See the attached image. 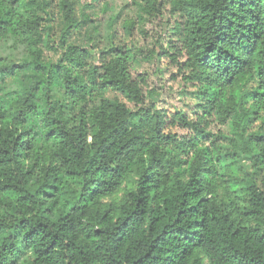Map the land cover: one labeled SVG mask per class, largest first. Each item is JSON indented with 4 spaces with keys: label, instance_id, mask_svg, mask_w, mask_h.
<instances>
[{
    "label": "trees",
    "instance_id": "1",
    "mask_svg": "<svg viewBox=\"0 0 264 264\" xmlns=\"http://www.w3.org/2000/svg\"><path fill=\"white\" fill-rule=\"evenodd\" d=\"M141 1L184 20L180 49L158 35L150 52L195 88V119L173 118L188 138L165 131L159 92L132 76L128 49L110 41L96 65L71 42L79 0H0V42L15 37L29 57L3 69L35 72L0 96V264L22 251L24 264H264V134L246 140L252 171L238 201L206 145L214 120L264 123V0ZM47 49L56 62L43 61ZM123 186L119 204L104 201Z\"/></svg>",
    "mask_w": 264,
    "mask_h": 264
},
{
    "label": "rangeland",
    "instance_id": "2",
    "mask_svg": "<svg viewBox=\"0 0 264 264\" xmlns=\"http://www.w3.org/2000/svg\"><path fill=\"white\" fill-rule=\"evenodd\" d=\"M166 1V0H164ZM91 0H79L77 4L76 18L81 26L74 32L71 42L82 48L91 49L93 57L90 62L98 65L101 51L105 50L110 41L120 46L123 51L129 50L132 56L131 74L137 80L144 79L143 84L158 90L159 95L153 96V105L166 120L165 131L176 133L179 138H188L194 135L192 131H187L182 120L173 118L177 113H181L187 119H195L198 108V101L192 92L195 88L187 81H184L182 72L172 64L169 57H160L159 60L151 55L150 50L155 48V39L158 35L171 39L172 43L181 48V38L177 35L179 28H183L184 20L180 18L176 11L169 5H165L160 12L146 13L143 10L144 3L141 0H95L90 8L81 10V5ZM54 21L52 27L56 31L61 27L59 10L52 5ZM153 11V10H152ZM88 16L83 19L81 13ZM115 17L113 23L110 18ZM130 22L129 27H125L126 22ZM58 42L57 37L54 39ZM56 45V44H55ZM22 43L13 36H9L0 42V69L5 63L11 60L19 63L22 59L29 58L23 48ZM59 54L54 49L43 51V61L56 62ZM27 57V58H26ZM5 75L0 79V96L2 93L15 89L18 90L35 79V72L32 69L21 70L15 74L7 73L8 69H3ZM1 74V71H0ZM132 109H137L138 105L122 98ZM251 115L243 125L233 121L214 120L210 122L207 131L211 141L214 142L210 148L215 147V151L222 155L219 163L216 164V178L229 188L233 199L244 197V187L249 181L248 173L252 171L251 162L246 153V140L252 134H264V123L253 120ZM253 144V143H252ZM132 180L129 183L132 185ZM124 186L111 198H106V202L119 204L124 198ZM4 210V207H3ZM30 252L22 251L16 256V264H24L29 258Z\"/></svg>",
    "mask_w": 264,
    "mask_h": 264
}]
</instances>
